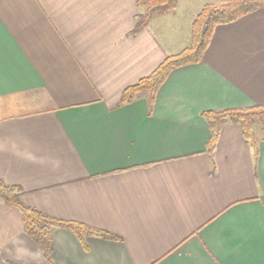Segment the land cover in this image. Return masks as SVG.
Returning a JSON list of instances; mask_svg holds the SVG:
<instances>
[{
	"label": "crops",
	"instance_id": "1",
	"mask_svg": "<svg viewBox=\"0 0 264 264\" xmlns=\"http://www.w3.org/2000/svg\"><path fill=\"white\" fill-rule=\"evenodd\" d=\"M135 31V0H0V180L51 218L49 263L21 214L0 205V264H264V137L205 112L264 105V9L214 28L198 64L153 103L122 92L187 48L206 4Z\"/></svg>",
	"mask_w": 264,
	"mask_h": 264
},
{
	"label": "trees",
	"instance_id": "2",
	"mask_svg": "<svg viewBox=\"0 0 264 264\" xmlns=\"http://www.w3.org/2000/svg\"><path fill=\"white\" fill-rule=\"evenodd\" d=\"M137 8H144L135 17V33L144 29L154 17L174 12L177 0H135ZM264 9V0H228L218 4H206L196 16L191 26V40L187 48L167 58L149 76L126 88L120 95V105L133 102L145 96L149 103L163 85L169 74L180 67L198 64L205 53L214 28L230 24L257 10ZM210 137L207 153L212 158L221 128L227 124L238 126L244 139L249 144L257 143L255 126L264 130V105L248 109H228L218 112H205ZM21 189L9 186L0 180V205L20 211L27 236L40 248L43 257L49 263L50 239L53 230L64 229L75 234L79 239L96 237L105 240H118L106 232L91 229L82 224L51 218L25 206L21 201Z\"/></svg>",
	"mask_w": 264,
	"mask_h": 264
},
{
	"label": "rangeland",
	"instance_id": "3",
	"mask_svg": "<svg viewBox=\"0 0 264 264\" xmlns=\"http://www.w3.org/2000/svg\"><path fill=\"white\" fill-rule=\"evenodd\" d=\"M255 135L258 137H264V130L262 131L259 126H255Z\"/></svg>",
	"mask_w": 264,
	"mask_h": 264
}]
</instances>
